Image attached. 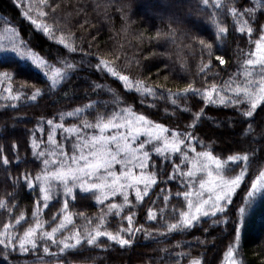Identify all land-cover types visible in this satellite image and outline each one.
I'll return each instance as SVG.
<instances>
[{
  "label": "trees",
  "instance_id": "trees-1",
  "mask_svg": "<svg viewBox=\"0 0 264 264\" xmlns=\"http://www.w3.org/2000/svg\"><path fill=\"white\" fill-rule=\"evenodd\" d=\"M222 2L232 5V0ZM191 3L192 0H48V6L43 7L48 15L41 17L39 11L42 6L39 0H0V45L4 48L0 51V73L7 72L12 77L11 81L0 78V149L10 160L6 169L0 165V196L5 191L17 193L9 204V207L12 203L17 205L13 216L10 217L6 209H0V229L9 219L14 220L22 212L29 223H34L31 213L35 208L39 189L33 191L26 185L21 187L24 172L35 176L42 167L41 162L32 155L33 134L37 139L47 141L51 131L47 120L55 119L59 123L61 112L83 107L89 100H110L112 93L107 91L109 88L121 99H125L127 105L133 106L136 113L164 123L173 130L179 128L183 131L192 123L195 112L204 108L203 116L196 122L194 131L197 151L213 150L214 155L224 159L228 155L237 154L240 149L255 154L250 168L251 174L233 195V203L226 208L225 214H218L222 221L218 224L213 223L215 218L205 217L195 228L169 233L167 236H160L155 232L145 236L144 232H137L133 244L123 248L108 241L107 237L100 238L99 246L85 244L64 252L51 246V252L55 255L45 253L43 244L38 250L28 253H22L18 249L5 251L0 246V264H189L194 258L202 259L204 264H223V253L234 242L236 225L241 227L237 260L240 264H264V190L249 198L247 205L244 204L251 180L255 179L260 170H264V153L259 151L264 149V107L258 106L254 116L247 118L230 104L205 105L200 97H194L187 102L190 111L173 114L170 101L157 99L154 106L148 102L141 103L142 97L135 93V88L129 91L118 77H112L106 70L100 72L94 68L103 58L115 66L119 73L128 75L131 81H143L165 95L168 89L175 92L188 83L195 82L194 86H199L203 79L199 69L202 60L204 63L208 62L207 52L201 55L198 43L189 47L191 40L178 38L174 41L171 36L157 35L175 28L212 43L216 32L209 18L212 9H208V15H197L190 11ZM237 6L254 8L256 4L255 0H239ZM26 12L38 23L50 26V33H44L42 28L33 24L29 16L25 15ZM254 17V28L258 25L264 26V7L258 8ZM218 19L228 27L229 33L225 34L222 41L215 40L214 55L211 57L214 64L208 75L211 77L219 72V77L215 79L223 83L230 75L239 71L237 46L240 45L247 51L248 44L247 36L241 38V34L234 30L235 22L230 14L225 18L222 13ZM28 34H35V40ZM62 36L66 43L74 45L78 51L69 55L67 48L59 43ZM13 43L25 50L31 49L56 67H62L60 61L65 58L75 62L78 67L69 72L68 79L56 89L46 87L50 81L43 71L30 60L13 52ZM216 48H219V53H216ZM224 52L227 53L225 59L228 63L217 67L215 55ZM221 68L224 70L220 71ZM95 84L102 85L103 90L95 89ZM8 87L24 96L19 100L11 99L6 93ZM35 88L42 90V94L35 101L24 98L30 97ZM148 101L151 102L152 97H148ZM77 122L74 118L65 121L66 124ZM249 124L253 129L251 132L248 130ZM39 127L44 128L43 133L39 131ZM228 128L231 135L222 133ZM217 130L222 132L217 134ZM65 135L63 130L55 133L61 143H64ZM13 144L16 145L15 148ZM201 144L204 145L203 148L200 147ZM68 147L71 148L70 143ZM239 154L243 155V152ZM193 155L194 153L189 152L190 157ZM153 158L154 162L161 159L155 154ZM175 160L179 163V153ZM167 163V170L171 172V159ZM239 170L235 168L229 175ZM13 177L21 178L15 187L12 186ZM160 187H171L175 192L180 185L178 181H172ZM157 191L159 188L151 193V199L146 197L142 203L135 202L134 193L130 196L133 205L129 207L136 213L134 221L137 227L143 226L149 231L158 227L156 222L147 220V210L152 206L151 200L156 199ZM75 192V200L69 197V211L73 214L74 221L72 227L86 225V221L77 215L80 212L93 219L94 226L98 222L95 217L100 213L101 206L91 194L80 192L78 188ZM63 200L61 193L49 202L48 208L41 207V219L49 222L45 225L48 230L55 226L51 220L53 215H59ZM241 206L246 208L242 222L238 215ZM127 212L128 209H125V216ZM107 219L109 231H118L121 224L127 227V221H122L120 217L110 216ZM225 219L227 223L223 222ZM58 222L59 220L56 221ZM27 226L24 224L19 231L22 233ZM57 238H60L59 235ZM182 253L190 254L182 258Z\"/></svg>",
  "mask_w": 264,
  "mask_h": 264
},
{
  "label": "snow or ice",
  "instance_id": "snow-or-ice-1",
  "mask_svg": "<svg viewBox=\"0 0 264 264\" xmlns=\"http://www.w3.org/2000/svg\"><path fill=\"white\" fill-rule=\"evenodd\" d=\"M238 2L239 0H232V5L229 6L222 0H192L190 6V11L197 15H208V9H212L209 18L216 28L215 40L222 41L225 34L229 33L228 27L218 19L222 13L225 18L231 15L235 22L234 30L241 34V38L247 36V51L240 45L237 46L239 71L230 75L223 83L215 79L219 77V72L212 74L211 77L208 75L214 64L211 57L214 55L215 40L208 43L189 32L175 28L157 35L171 36L174 41L178 38L191 40L192 44L188 45L189 47H194L198 43L201 55L207 52L208 62L204 63L202 60L199 69V74L203 77L199 86H194L195 82L188 83L175 92L168 89L165 95L143 81H131L128 75L119 73L115 66L103 58L94 65V68L100 72L106 70L112 77H118L124 88L129 91L135 88V93L142 97L141 103L148 102L154 106L157 99L170 101L173 114L190 111L187 107L188 100L200 97L205 105L230 104L239 109L243 117L252 118L258 106L264 107V26L258 25L255 28L252 26L254 14L258 8L264 7V0H255L254 8H242L237 6ZM39 4L42 6L39 15L47 17L48 13L43 11V7L48 6V0H39ZM25 15L29 16L31 22L38 28H42L44 33H50V26L38 23L28 12ZM12 31L15 33V29ZM59 43L67 48L69 55L78 51L77 47L66 43L63 36ZM3 50V46L0 45V51ZM11 50L41 69L50 81V84L45 86L52 89L62 85L68 79L69 72L75 71L78 67L67 58L60 61L62 67H56L31 49L25 50L15 43ZM215 51L219 53V48ZM226 55V52L215 55L217 67L227 65ZM0 78L9 81L12 79L7 72L0 73ZM94 87L103 90L100 84H95ZM107 91L112 93L110 100H89L83 107L61 112L59 123L55 119L47 120V125L51 129L47 141L37 139L33 134L32 155L41 162L42 167L35 176L24 172L21 187L26 185L33 191L39 189V196L31 213L34 223H29L23 212L14 220L9 219L4 223L0 229V246H3L5 251L18 249L22 253H28L38 250L43 244L45 253L55 255L51 252V246H55L60 252L85 244L99 246L101 237H107L108 241L123 248L133 244L137 232H144L145 236L151 235L152 232L167 236L177 231H189L205 217L215 218L214 224L222 222L218 214H225L226 208L233 203V195L251 174L250 168L255 154L240 149L239 152H243V155L238 152L224 159L222 156L214 155L213 150L197 151L194 131L196 122L203 116L204 108L195 112L192 123L183 131L179 128L173 130L164 123H158L144 114L136 113L134 107L127 105V101L113 93L112 89L109 88ZM6 93L13 100H19L24 96L19 91L14 92L11 87L6 89ZM41 94L42 90L35 88L30 97L24 98L35 101ZM148 97H152L151 102L148 101ZM68 118H74L78 122L66 124ZM57 130H63L66 134L63 137L64 143L56 138ZM248 130L250 132L253 130L251 124ZM39 131L43 133L44 128L39 127ZM69 143L71 148L68 147ZM15 147L13 144V148ZM200 147L203 148L204 145L201 144ZM259 151L264 153V149ZM189 152L194 155L190 157ZM177 153L180 154L179 163L175 160ZM153 154L161 159L154 162ZM170 159L171 172L167 170L169 166L167 162ZM9 164L8 156L0 149V165L6 169ZM235 168L240 169L238 174L229 175ZM12 179V186L15 187L21 178ZM172 181H178L180 185L175 192L171 187H160ZM77 188L80 192L91 194L101 206L100 213L95 217L98 222L94 226L93 219L80 212L77 215L86 221V225L80 228L72 227L74 221L73 214L69 211V197L72 200L76 199ZM156 188H159V191L155 192L156 199L151 200L152 206L147 210V220L156 222L158 227L149 231L143 226H136L134 221L136 213L129 207L133 205L130 196L134 191L135 202L142 203L146 197L151 199V193ZM261 190H264V170H260L255 179L251 180L244 204L247 205L249 198ZM61 193L64 197L63 206L59 215L52 217L51 223L55 226L48 230L45 225L49 222L41 219V207L48 208L49 202ZM16 195L15 191H5L4 195L0 196V209H6L10 217L14 215L17 205L12 203L9 207V204ZM125 209H128L126 216ZM245 214V206L239 207L238 215L241 222ZM110 216L126 220L127 227L121 224L116 232L107 230V218ZM223 222L227 223V219ZM24 224L28 226L21 233L19 229L23 228ZM65 232L68 235H63ZM234 233V242L230 243L223 253V264H240L236 258L237 246L241 239L239 225L235 226ZM189 254L182 253L181 257ZM189 264H204V261L194 258Z\"/></svg>",
  "mask_w": 264,
  "mask_h": 264
},
{
  "label": "rangeland",
  "instance_id": "rangeland-1",
  "mask_svg": "<svg viewBox=\"0 0 264 264\" xmlns=\"http://www.w3.org/2000/svg\"><path fill=\"white\" fill-rule=\"evenodd\" d=\"M220 132H222V131L217 130V134H219ZM222 133H228L229 135H231V134H230L231 132H229V128H228L227 130H223ZM232 136H233V135H232ZM117 167H119V166H117ZM238 172H239V171H237V172H235V173H232V174H230V175L238 174ZM261 191H262V190H261ZM259 192H260V191H259ZM259 192H257L256 194H258ZM133 193H134V191H133ZM256 194H255V195H256ZM255 195H254V196H255Z\"/></svg>",
  "mask_w": 264,
  "mask_h": 264
},
{
  "label": "bare ground",
  "instance_id": "bare-ground-1",
  "mask_svg": "<svg viewBox=\"0 0 264 264\" xmlns=\"http://www.w3.org/2000/svg\"><path fill=\"white\" fill-rule=\"evenodd\" d=\"M9 17V16H8ZM10 18V17H9ZM11 19V18H10ZM31 31V30H30ZM28 36L31 38L32 37V39L33 40H35V34H33L32 36L30 35V34H28Z\"/></svg>",
  "mask_w": 264,
  "mask_h": 264
}]
</instances>
